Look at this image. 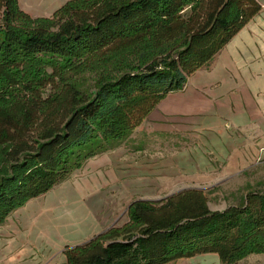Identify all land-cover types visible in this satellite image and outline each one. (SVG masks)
<instances>
[{
  "label": "trees",
  "instance_id": "obj_1",
  "mask_svg": "<svg viewBox=\"0 0 264 264\" xmlns=\"http://www.w3.org/2000/svg\"><path fill=\"white\" fill-rule=\"evenodd\" d=\"M258 0H69L32 16L0 0V225L128 138L261 10ZM67 246V264H169L264 253V189L213 210L204 189L138 199Z\"/></svg>",
  "mask_w": 264,
  "mask_h": 264
},
{
  "label": "crops",
  "instance_id": "obj_2",
  "mask_svg": "<svg viewBox=\"0 0 264 264\" xmlns=\"http://www.w3.org/2000/svg\"><path fill=\"white\" fill-rule=\"evenodd\" d=\"M69 0H19L50 16ZM260 12L117 147L0 225V264H67V246L116 225L138 199L227 182L264 159V0ZM123 217V216H122ZM121 219V220H122ZM221 262L214 253L169 264Z\"/></svg>",
  "mask_w": 264,
  "mask_h": 264
},
{
  "label": "rangeland",
  "instance_id": "obj_3",
  "mask_svg": "<svg viewBox=\"0 0 264 264\" xmlns=\"http://www.w3.org/2000/svg\"><path fill=\"white\" fill-rule=\"evenodd\" d=\"M204 185L209 186V189L204 190L207 193L209 205L213 210H225L230 205H238L242 203L249 190L264 189V159L230 181H211L205 182ZM122 218H124V214L121 215L120 221H117L116 224L122 225ZM219 264L222 263L220 262ZM234 264H264V253L252 254Z\"/></svg>",
  "mask_w": 264,
  "mask_h": 264
}]
</instances>
